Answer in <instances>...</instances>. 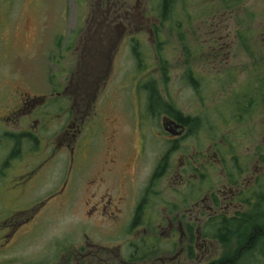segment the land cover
<instances>
[{"label": "rangeland", "instance_id": "374dc122", "mask_svg": "<svg viewBox=\"0 0 264 264\" xmlns=\"http://www.w3.org/2000/svg\"><path fill=\"white\" fill-rule=\"evenodd\" d=\"M126 10L132 11L129 17L124 15ZM165 12L163 16V0H0V109L10 104L20 92L29 95L51 94L50 100L57 99V92L68 82L70 72L78 69L80 76L85 69V58L79 56L85 52L82 51V33L90 29L94 33L97 29L106 31L127 27L119 35L118 41L116 37L115 45L103 49L108 50L100 65L104 67L103 71H108L111 60L113 63L109 80L105 86L101 85L103 88L99 91L98 99L95 100L91 94L89 100L75 97L69 104L74 107L78 100L87 109V115L93 119V131L98 129L93 134L94 140L98 138L97 141L104 142L102 124L107 117L115 119L117 126L120 125L115 143L121 149L117 159H128L130 163L136 161L130 159L128 150L136 143L137 151L143 114L149 116L146 120L149 124L161 122L156 119L158 117L150 115L147 107L148 89L144 85L151 78V85L162 89L164 95L172 100L171 103L186 116L198 117L202 125H217V138L231 137V152L248 158L243 164V159L233 162V167L239 170L240 166H244L246 170V174L238 179L239 185L243 186V180L251 178L252 173L263 175L264 0H172ZM142 16L149 20L140 21L139 17L142 19ZM141 26H144L145 33L139 32ZM150 27L153 33L148 31ZM128 33H134L138 40L136 50H132L131 41L124 40ZM219 71L225 81L216 78L220 77L215 76ZM123 77L126 78L125 83L122 82ZM98 83L84 81V92L98 86ZM74 85L78 86L76 81ZM89 91L92 89L86 94ZM236 91L237 98L256 94L259 99L248 106L247 114L240 121L230 122L217 110L222 105L227 107L222 99ZM228 122L231 124L225 125ZM148 134L155 146L154 133L149 131ZM105 146H109L107 141ZM105 150V154L103 151L100 154L105 156L103 159L110 157L109 149ZM89 158L92 165L90 169L88 166L79 175L72 172L67 178L64 174L67 164L61 160L49 182L30 192L31 196L37 194L33 199H40L45 191L53 192L60 188L64 178L68 181V188L73 189L69 196L50 203L46 215L40 221V225H44L37 231L33 241H25L8 257L6 254L0 255V258H5V262L9 259L12 264H28L53 256L49 252L52 253L50 249L55 240H66L72 251H77L87 241H101V233H116V225L107 221L99 223V218L94 215L96 211L94 216L88 214L87 210L100 201L105 188L99 187L101 180L98 178L97 149L89 151ZM156 161L148 159L145 169L136 173V183L140 179L137 185L141 188L145 184L144 177H147ZM214 181L213 191L222 183L218 175ZM106 183V188L113 194L115 182L109 180ZM261 187L264 192V180ZM135 191L125 192L127 199L133 201L137 196ZM163 193L167 194L168 199L167 186L163 187ZM109 196H105V199ZM249 201L239 204L237 209H230L228 215L239 219L251 216L258 206L253 207V202ZM4 202L1 198L0 214L6 202V206L13 204L8 200ZM157 206L159 209L160 205ZM120 237L115 241L125 245L128 236L122 234ZM211 238L212 243L206 255L193 245V258L188 260V247L185 246L189 245L181 243L172 244V254L183 251L181 257L184 264H209L233 254L234 249H237L236 234L228 241L214 236ZM253 248L240 252L236 256V264H264V236ZM159 254L171 255L165 250ZM145 262L162 264L161 260L154 258ZM55 264H64V254L55 259Z\"/></svg>", "mask_w": 264, "mask_h": 264}, {"label": "flooded vegetation", "instance_id": "af4514ba", "mask_svg": "<svg viewBox=\"0 0 264 264\" xmlns=\"http://www.w3.org/2000/svg\"><path fill=\"white\" fill-rule=\"evenodd\" d=\"M131 13V10H126L124 15L129 17ZM147 18L142 16L139 20ZM143 27H140V33H145ZM127 29H97L94 33L90 29L82 33V51L85 52L79 56L85 58V69L80 76L78 69L70 72L68 82L57 92V99L50 100L51 94L29 95L20 92L10 104L0 109V199L13 203L6 206V202L0 214V255L7 254L8 257L17 246H23L25 241L29 243L36 238L37 231L44 225H40V221L46 215L50 203L69 196L73 190L68 188L65 178L72 172L74 175L83 173L88 166L90 169L89 151L96 149L99 155L98 178L101 180L99 187L105 188L100 201L87 211L90 215L96 211L94 215L99 218V223L107 221L116 225V233H101V241H87L77 251H72L68 241L55 240L56 243L54 241L50 249L52 253L49 252L53 256L28 264H55V259L61 258L63 254L64 264H149L145 261L152 258L161 260L162 264H184L181 257L183 251L172 254V244H188L185 246L188 247V260L193 258V245L206 255L212 243L211 237L223 239L218 236L221 223L225 219L237 218L228 215L230 209H237L239 204H246L249 200L253 202V207L260 206L264 173H252L251 178L243 180V186L239 185L238 179L246 174V170L244 166H240L239 170L233 167V162L243 159V164L248 158L231 152V137L217 138V125H202L198 117L186 116L171 103L172 100L164 95L162 89L151 85V78L144 85L148 89L147 107L150 115L158 117L156 119L161 122L149 124L146 121L149 116L143 114L137 151L136 143L128 150L130 159L136 161L130 163L128 159H117L121 149L115 143L120 125L117 126L115 119L107 117L102 124L104 142L100 143L98 138L94 140L93 134L98 129L93 131V119L87 115V109L78 100L74 107L69 104L75 97L89 100L91 94L95 100L98 99L99 91L109 80L113 63L111 60L108 71H103L101 64L108 51L103 49L113 45L117 36L118 41L119 35ZM152 30L151 27L148 29L150 33H153ZM124 40L131 41L132 50L137 49L138 40L134 33L126 34ZM221 74L217 72L215 76L220 77L216 78L225 81ZM75 81L78 86L73 87ZM84 81L99 83L89 88L92 91L86 94L89 89L84 92ZM125 81L123 77L122 82ZM152 87L156 90L159 103L153 99ZM237 95V91L228 94L222 99L227 107L222 105L217 110L230 122L240 121L247 114L248 106L259 99L256 94L244 98H237ZM86 107L89 109L88 104ZM134 115H137L136 111ZM228 124L231 123L225 125ZM209 127L211 129L205 132ZM149 131L154 133L155 146L150 141ZM105 141L109 146H105ZM104 148L105 151L109 149V158L100 156L101 151L105 154ZM148 159L157 161L148 171L147 177H144L145 184L141 188L137 185L140 179L136 183V173L145 169ZM61 160L67 164L62 186L53 192L45 191L40 199H33L37 194L31 196L30 192L49 182ZM217 175L222 183L213 191ZM109 180L115 182L113 194L106 188ZM165 186L169 190L168 199L167 194L163 193ZM129 191L137 193L133 201L125 195ZM107 195L110 196L105 199ZM157 205H160L159 209ZM122 234L128 236L125 245L115 241L121 239ZM85 237L87 239L88 235ZM162 250L171 255L159 254ZM5 260L0 258V264H12L11 260Z\"/></svg>", "mask_w": 264, "mask_h": 264}, {"label": "trees", "instance_id": "16d2710c", "mask_svg": "<svg viewBox=\"0 0 264 264\" xmlns=\"http://www.w3.org/2000/svg\"><path fill=\"white\" fill-rule=\"evenodd\" d=\"M172 0H163V16L166 13V9L170 8ZM263 80V79H262ZM153 99L155 102H160L156 90L152 87L151 89ZM260 199V198H259ZM261 204L258 205L257 210L251 216L247 215L245 219H239V217H233L225 219L221 223L220 231L218 236L221 238H226L228 241L230 238L236 234L237 239V249H234V253L229 256H224L222 259L213 262L212 264H236V256L240 252L246 249H252V247L264 236V209L261 208L264 206V192L261 195ZM253 248V249H254Z\"/></svg>", "mask_w": 264, "mask_h": 264}]
</instances>
